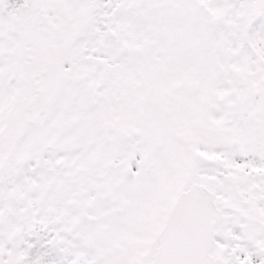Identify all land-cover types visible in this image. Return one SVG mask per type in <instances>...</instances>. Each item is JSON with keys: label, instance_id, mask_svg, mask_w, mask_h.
<instances>
[{"label": "snow or ice", "instance_id": "1", "mask_svg": "<svg viewBox=\"0 0 264 264\" xmlns=\"http://www.w3.org/2000/svg\"><path fill=\"white\" fill-rule=\"evenodd\" d=\"M0 264H264V0H0Z\"/></svg>", "mask_w": 264, "mask_h": 264}]
</instances>
